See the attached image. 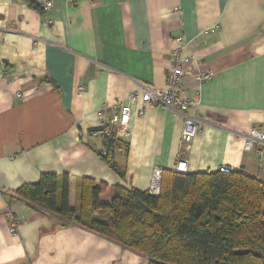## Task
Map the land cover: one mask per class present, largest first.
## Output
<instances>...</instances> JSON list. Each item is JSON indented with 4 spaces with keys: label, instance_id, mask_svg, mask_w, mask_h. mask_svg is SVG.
Instances as JSON below:
<instances>
[{
    "label": "crops",
    "instance_id": "1",
    "mask_svg": "<svg viewBox=\"0 0 264 264\" xmlns=\"http://www.w3.org/2000/svg\"><path fill=\"white\" fill-rule=\"evenodd\" d=\"M179 36L196 57L183 85L201 132L184 142L179 111L139 100L109 152L99 111L111 116L142 85L166 87ZM205 70L215 75L199 84ZM254 129L264 132V0H0V264H149L16 190L68 174L76 207L84 179L110 202L118 186L149 190L156 167L181 159L186 173L225 164L264 181V141L244 147Z\"/></svg>",
    "mask_w": 264,
    "mask_h": 264
},
{
    "label": "trees",
    "instance_id": "2",
    "mask_svg": "<svg viewBox=\"0 0 264 264\" xmlns=\"http://www.w3.org/2000/svg\"><path fill=\"white\" fill-rule=\"evenodd\" d=\"M117 141H107L109 152ZM75 190L78 207L70 175L46 173L16 194L149 257V264H264V181L245 171L163 170L159 195L118 186L110 202L92 180L76 182Z\"/></svg>",
    "mask_w": 264,
    "mask_h": 264
},
{
    "label": "built area",
    "instance_id": "3",
    "mask_svg": "<svg viewBox=\"0 0 264 264\" xmlns=\"http://www.w3.org/2000/svg\"><path fill=\"white\" fill-rule=\"evenodd\" d=\"M52 6L48 2L45 6L47 10ZM46 21V20H45ZM218 25L215 27L217 28ZM175 46L170 54V68L167 75V86L164 88L156 87L154 85H142V91H134L129 94L128 102L123 104L119 111L113 112L111 116L107 117L104 110L98 113L101 121L100 133L105 141L110 137L118 138L122 133H126L129 127L130 115L132 105L142 100L144 106L164 105L169 108L176 109L184 117V128L182 132V140L190 142L192 139L201 132L199 127V120L189 113L190 107L194 104V99L186 96L183 79L187 72V67L190 63L196 61L195 55L186 54L184 52L185 42L184 38L179 36L174 40ZM215 73L212 70L199 71L197 79L199 84L209 81L214 77ZM83 88L81 87L80 90ZM140 114H144V109L140 110ZM255 141H264V132L254 129L250 135L245 139L244 147L246 150H251ZM178 172H185L187 170V162L181 159L177 162L174 169ZM220 172L230 173L233 171L228 165H221L217 169ZM163 169L156 167L153 173V179L149 191L153 195H159L161 189ZM9 228L13 234L18 233L20 220L12 213L8 215Z\"/></svg>",
    "mask_w": 264,
    "mask_h": 264
},
{
    "label": "rangeland",
    "instance_id": "4",
    "mask_svg": "<svg viewBox=\"0 0 264 264\" xmlns=\"http://www.w3.org/2000/svg\"><path fill=\"white\" fill-rule=\"evenodd\" d=\"M102 200H103V201L107 200V197H106V196L102 197ZM109 200H111V199H109ZM109 200H108V201H109Z\"/></svg>",
    "mask_w": 264,
    "mask_h": 264
}]
</instances>
